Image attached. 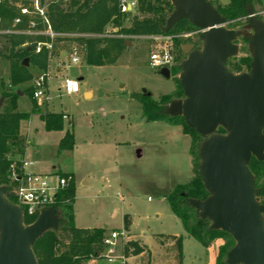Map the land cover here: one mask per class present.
I'll return each instance as SVG.
<instances>
[{
    "label": "rangeland",
    "instance_id": "374dc122",
    "mask_svg": "<svg viewBox=\"0 0 264 264\" xmlns=\"http://www.w3.org/2000/svg\"><path fill=\"white\" fill-rule=\"evenodd\" d=\"M211 1L214 6L229 2ZM255 8L258 15L264 17V0ZM136 16L142 17L137 9L129 12L124 25L130 26ZM246 21L245 17L239 19L241 24L235 27L240 30L236 40V59L253 56L246 40L247 35L252 34V28ZM124 37L128 39V45L112 64H87L82 49V60L77 64H71L69 58L59 51L49 57L46 69L54 76L50 82L52 99L48 103L36 102L43 111L47 104L49 112L61 113L67 108L64 122L69 130H74L75 148L72 153L57 155L59 135L38 134L36 143L30 146L33 152L27 158L30 162L27 170L43 174L53 170L75 174L77 190L73 214L76 227H104L107 232L122 229L124 215L128 213L131 232L126 230L127 237L145 247L142 256L134 254L131 248L127 253L128 264H176L174 245L168 242L161 244L155 238L156 235L165 237L170 234L183 238V264H208L211 251L189 234L167 199L176 185L186 184L193 178L191 136L182 133V125L148 121L143 114L142 102L130 96L132 93L144 94L145 89L152 99L159 100L161 96L177 90L180 73L166 77L160 68L150 65V54L158 44L149 36ZM62 41L64 43L59 49L65 50L78 43L73 39ZM195 44L201 47L199 40ZM179 50L176 43V65L187 58ZM28 67L31 80L12 87L8 60L0 56V98L4 91L20 89L18 110L24 112H31L33 108V99L25 89L31 88L33 78L45 70L34 63H29ZM81 76L79 93L58 91L66 77ZM86 90L92 91V96L85 95ZM114 137L130 143L112 145L105 141ZM36 146H44L43 152ZM192 215L190 222L193 223L197 214ZM63 238L67 240L64 234ZM87 264L105 263L90 261Z\"/></svg>",
    "mask_w": 264,
    "mask_h": 264
},
{
    "label": "trees",
    "instance_id": "16d2710c",
    "mask_svg": "<svg viewBox=\"0 0 264 264\" xmlns=\"http://www.w3.org/2000/svg\"><path fill=\"white\" fill-rule=\"evenodd\" d=\"M29 0H1L0 1V27L4 29H26L28 19L21 25L14 26V18L18 15L19 2L28 3ZM211 1V0H210ZM122 0H41L46 8L51 29L59 34L54 39L51 54L54 55L64 41L76 40L81 49L85 51V62L90 65L103 66L114 63L127 47V38L124 36H150L156 34H178L194 29H199L188 19H183L165 32L163 27L167 25L168 18L175 7L171 0H137V10L142 17L133 18L130 26L124 25L128 13L121 10ZM212 2V1H211ZM262 0H229L227 4H216L218 11L226 18L227 26L235 28L238 20L245 17L250 23L248 9L250 6L256 11L257 4ZM213 4V2H212ZM214 5V4H213ZM257 12V11H256ZM264 21V17L258 15ZM37 30H45L46 26L41 19L36 17ZM245 24V23H243ZM242 24V25H243ZM117 29V31H114ZM69 35V36H62ZM50 40L46 35H29L22 33H0V56L9 63L10 85L19 87L29 80L32 75L29 67L24 65V60L34 63L40 69H46L49 63V50L43 49L36 53L35 46L38 41ZM201 47V38L198 39ZM249 41L248 38H246ZM188 42L185 39H177L176 43ZM198 47V48H201ZM180 54H183L180 48ZM184 55V54H183ZM253 56H245L227 60V68L234 72L251 71ZM183 71V62L171 68V73L178 74ZM178 88L174 93L166 94L159 100H154L148 94L132 93L130 96L142 102L143 114L148 121H165L171 125H182L183 132L191 136L190 153L193 158V178L186 184H178L167 195L171 209L183 222L189 234L198 240L203 246H210L216 239L222 238L224 243L219 247L215 264L228 263V253L235 246L233 236L222 230L212 227L208 218H202L200 211L190 203V199L205 200L210 196L206 188L202 174L199 170L201 163L200 145L208 137L198 133L189 127L182 115L171 116L165 112L167 106L175 100L184 98L183 89L177 78ZM20 89H18L19 91ZM18 91H4L2 97L6 102L0 109V185L9 193L8 199L17 203L14 190L18 186L17 181L11 180L13 169L18 176L23 174V159H17L15 155L23 154L26 139L20 133L21 121L27 119L31 113L40 111L36 100L32 97L30 87L25 89L33 99L31 112L18 110ZM65 113L43 112L41 118L45 122L48 131L63 130ZM217 133H227L223 127H219ZM75 147V134L73 129L67 130L59 142L58 153L65 150H73ZM249 167L255 176V185L261 189L260 203L264 204V159L260 160L252 156ZM64 174V173H63ZM75 180L58 193V203L53 207L57 209L60 219L57 228L45 231L34 243L33 250L38 264H85L90 259L99 258L104 251V237L107 229L104 227L79 228L74 225L73 204L75 202ZM13 193V194H10ZM196 213V221L190 222L192 214ZM264 217V214H263ZM37 219L36 216L24 215V224L30 225ZM63 234L67 236L64 240ZM159 243H170L176 250V264L183 263V238L175 234L156 235ZM133 248L134 254L139 255L145 251L137 241L130 240L125 253Z\"/></svg>",
    "mask_w": 264,
    "mask_h": 264
},
{
    "label": "water",
    "instance_id": "95a60500",
    "mask_svg": "<svg viewBox=\"0 0 264 264\" xmlns=\"http://www.w3.org/2000/svg\"><path fill=\"white\" fill-rule=\"evenodd\" d=\"M171 1L175 9L165 32L183 19L203 30L201 48L181 45L187 55L179 76L185 97L165 109L171 116L182 115L189 127L208 136L200 145L199 170L210 196L190 203L202 218L211 220L213 228L235 239L228 263L264 264V204L249 167L252 156L264 159V21L250 6L252 34L247 38L253 50L252 68L234 73L226 62L238 53L240 30L229 28L210 0ZM24 65H29L28 58ZM160 72L171 76L169 65ZM143 93L150 95L145 89ZM3 102L1 97L0 109ZM219 127L227 133H217ZM8 194L0 185V264H38L33 245L45 231L58 227L57 209H45L25 225L23 209Z\"/></svg>",
    "mask_w": 264,
    "mask_h": 264
},
{
    "label": "built area",
    "instance_id": "2783aa9c",
    "mask_svg": "<svg viewBox=\"0 0 264 264\" xmlns=\"http://www.w3.org/2000/svg\"><path fill=\"white\" fill-rule=\"evenodd\" d=\"M1 1V0H0ZM137 0H122L121 10L124 13H129L137 9ZM19 9L18 15L14 18L13 25H21L24 20L28 19L26 30L20 29H2L0 33H27V34H44L50 40L36 42L35 52L40 53L43 49L49 50V57L52 56L51 51L54 45V39L59 35L55 33L50 26L46 8L41 4V0H29L28 3L17 4ZM36 17L41 19V22L46 26L45 30H37ZM1 23V18H0ZM117 31V29H114ZM203 30L194 29L178 34H156L149 37L156 41L157 48L154 49L149 57V63L152 67L162 69L166 65L172 68L175 65L176 55L175 46L177 39H185L188 42L196 43L200 38ZM69 36V35H62ZM181 43L179 46L181 48ZM196 46V44H195ZM62 55L67 56L71 64H77L82 60L81 47L78 44L72 45L69 50H60ZM54 76L50 70L45 69L40 74L36 75L31 84L32 97L38 103H48L52 97L50 95V82ZM60 89V90H59ZM58 90H63L68 94H77L80 92V82L78 78L66 77L61 87ZM65 116V115H64ZM66 117V116H65ZM30 162L23 161V174L18 176L13 169L11 180L17 181L19 184L14 190L17 197V203L23 209V215L36 216L50 207L58 203V193L68 187L74 181L72 173H36L26 171ZM104 251L99 258L90 259L87 262H104L106 264H128L125 247L130 241L127 237L126 229H113L106 233L104 237ZM120 249H122L120 251ZM86 262V263H87ZM85 263V264H86Z\"/></svg>",
    "mask_w": 264,
    "mask_h": 264
},
{
    "label": "crops",
    "instance_id": "0c3cea01",
    "mask_svg": "<svg viewBox=\"0 0 264 264\" xmlns=\"http://www.w3.org/2000/svg\"><path fill=\"white\" fill-rule=\"evenodd\" d=\"M2 29H4V28H2ZM26 29H20V30H26ZM22 34H27V33H22ZM29 35H44V34H29ZM82 78L83 77L81 76L78 79L81 80ZM87 94L92 96V91H87L86 90L85 91V95H87ZM19 95H21V91H20ZM66 110H67V108L65 107V109L63 110L64 111L63 113H65ZM43 112H49L48 111V104L46 105V108H45L44 111L42 109H40V111L32 113L30 119L27 118V119H24V120L21 121L20 133L26 139V144H25L26 146H25V151H24V153L22 155L21 154L15 155V157L17 159L27 160L28 156L31 154L30 152H33L30 146L34 145L36 143L37 135L41 134L43 132L55 133V134L59 135L58 136V143H57V155H60L61 153H64V152L72 153L74 151V149H73V150H65V151H62L61 153H58L59 142L62 139V137L65 135L66 131L69 130V129L65 126L63 130H59V131H56V130L48 131V130H46L45 122L41 118V113H43ZM51 112L59 113L58 111H51ZM172 126H180V125H172ZM180 130L182 131L183 134H185L183 132L182 127H181ZM185 135H188V134H185ZM105 141H108L112 145L113 144L114 145H118V144H123V143H130V141H125V142L118 141L117 138H115V137L112 138V139L111 138L110 139H105ZM34 149H36V148H34ZM37 149L40 150L41 152H43L44 146L43 147H37ZM37 149H36V151L38 152ZM26 171H28V170L26 169ZM49 173H58V172L53 170L52 172H49ZM64 173H72L74 175L75 186H76V176H75V174L73 172H71V171H67V172H64ZM76 190H77V186H76ZM75 200H76V191H75ZM123 225H124L123 226L124 229H126L128 232H131V219H130L128 213L124 215V224ZM79 228H94V227H79ZM175 235H177V234H175ZM223 243H224V241L222 240V238H218L210 246H208V247L204 246L206 250L211 251V260H210V262L208 264H215L216 258H217V255H218V251H219V247ZM142 254H143V252L141 253L140 256H142ZM87 263H89V262H87Z\"/></svg>",
    "mask_w": 264,
    "mask_h": 264
}]
</instances>
